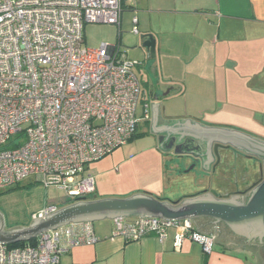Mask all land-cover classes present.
Segmentation results:
<instances>
[{"label":"built area","instance_id":"built-area-1","mask_svg":"<svg viewBox=\"0 0 264 264\" xmlns=\"http://www.w3.org/2000/svg\"><path fill=\"white\" fill-rule=\"evenodd\" d=\"M122 0H0V189L28 177L66 193V203L95 190L88 165L131 140L147 105L136 68L119 45L90 47L86 24L119 26ZM133 16L131 32L138 33ZM59 208L47 203L31 219ZM112 235L137 241L169 228L210 253L218 228L204 233L189 219H112ZM92 222L69 223L33 242L0 243V264H60L72 247L94 243Z\"/></svg>","mask_w":264,"mask_h":264},{"label":"crops","instance_id":"crops-1","mask_svg":"<svg viewBox=\"0 0 264 264\" xmlns=\"http://www.w3.org/2000/svg\"><path fill=\"white\" fill-rule=\"evenodd\" d=\"M133 16L137 18V34L131 32ZM101 26L106 27L108 33L90 47L117 44L129 58L141 62L136 68L143 91L138 116L146 104L148 118L139 121L131 140L142 132L159 144L158 132L151 130L152 104H158L157 127L177 124L179 120L180 124L198 123L228 129L245 124L247 127L250 122L254 127L264 128V0H122L119 26ZM140 34H152L156 38L154 57L135 46ZM181 97L185 98L186 114ZM167 99H175V103H168ZM235 115L245 116L237 118ZM161 151L174 158L171 160L176 164L174 172H186L184 157L179 158L173 150ZM250 158L259 163L261 175L260 161ZM92 163L88 165L89 170ZM218 164L213 170L193 168L202 175L204 189L199 192L145 186L130 193H147L174 202L209 192L204 183L213 179ZM169 179L163 178V182ZM249 185L250 181L242 180L241 184L236 182L241 189L237 192L220 183L211 189L225 196L242 193ZM96 192L95 186L93 196ZM65 200L64 197L54 198L49 203ZM92 226L96 242L72 247L61 255L60 264H264V240L248 241L251 246L247 247L238 246L229 228L228 233L218 228L213 250L205 253L198 243L188 238L176 241L173 228L167 230L162 241L147 235L128 242L112 235L111 219L95 221ZM195 226L204 233L215 229L209 220L197 221Z\"/></svg>","mask_w":264,"mask_h":264},{"label":"water","instance_id":"water-1","mask_svg":"<svg viewBox=\"0 0 264 264\" xmlns=\"http://www.w3.org/2000/svg\"><path fill=\"white\" fill-rule=\"evenodd\" d=\"M135 46L145 49L154 57L156 38L152 34H140ZM157 105L152 104L151 130L158 132V146L163 150H170L167 147L169 142H173L174 145L188 143L190 148L187 146L177 154L179 158L184 157L192 162L186 172L196 166L203 171L213 170L220 161L218 148L231 147L260 161L261 175L258 181L242 193L219 196L209 191L174 202L160 200L147 193H137L125 198L82 197L44 217L32 219L24 226L7 227L0 213V243L29 241L44 231L69 223H93L103 219L112 220L118 216L189 219L194 224L200 220H209L215 228L223 224L247 241L262 242L264 240V141L234 129L202 126L198 123L180 124L179 120L177 124H163L157 127Z\"/></svg>","mask_w":264,"mask_h":264},{"label":"rangeland","instance_id":"rangeland-1","mask_svg":"<svg viewBox=\"0 0 264 264\" xmlns=\"http://www.w3.org/2000/svg\"><path fill=\"white\" fill-rule=\"evenodd\" d=\"M106 33H108V29L101 24L86 25L84 28L85 42L88 46L95 42L99 43L103 39L101 38L102 35ZM179 100L182 103L183 112L186 114L184 109L185 98L181 97ZM167 101L168 103H175V99H167ZM140 112L141 102L137 107V115ZM239 116L244 117L245 115H235L237 118ZM244 127H232L231 129L264 141V128L254 127L250 122L246 128ZM218 154L220 157L218 165L220 166L213 179L206 180L205 188L215 192L211 186L216 187V184L220 183V186L224 185L229 188L228 190L237 192L242 187V185L236 186L237 181L240 184L242 180L250 181V185H252L260 178L259 163L253 161L249 156L235 152L230 147L220 148ZM172 159H174L172 156L165 155L161 151L157 141L141 132L135 139L127 142L125 146L115 149L90 165L97 188L95 194L99 199L125 198L137 194V192L130 193V191L145 186L165 187L172 190L179 187L191 190V192H199L204 189L201 187L203 185L201 174H198L195 169L181 174L174 172L176 164L171 161ZM182 161H186L184 163L185 168L192 165V162L187 161V159ZM224 165H228V168L225 169ZM163 178H170V181L163 182ZM60 197L66 198L64 190L54 186L45 187L41 183L34 182L33 177H29L17 186L0 189V213L7 227L24 226L31 222V215L49 203V200ZM57 204L60 208L68 203L57 202Z\"/></svg>","mask_w":264,"mask_h":264},{"label":"trees","instance_id":"trees-1","mask_svg":"<svg viewBox=\"0 0 264 264\" xmlns=\"http://www.w3.org/2000/svg\"><path fill=\"white\" fill-rule=\"evenodd\" d=\"M135 135H136V134H135ZM187 146H188V148H190L189 145H188V143H186L185 145H184V144L174 145L173 142H169L168 145H167L168 149L173 150V152H175V154H179V153L181 152V150L187 148ZM35 182H36V181H35ZM36 183H37V182H36ZM89 198H92V196L89 197ZM223 226H224V225H223ZM227 229H228V228H227ZM34 240H35V238H33V239L29 240V241H30V242H33ZM24 242H25V241H24ZM24 242L13 243V244H11V245L16 246V245L23 244Z\"/></svg>","mask_w":264,"mask_h":264},{"label":"flooded vegetation","instance_id":"flooded-vegetation-1","mask_svg":"<svg viewBox=\"0 0 264 264\" xmlns=\"http://www.w3.org/2000/svg\"><path fill=\"white\" fill-rule=\"evenodd\" d=\"M220 227H222L221 229L226 233H228V231H230L229 229H227V227L225 225L223 226V224H220L219 228ZM230 233L233 235V239L235 240V242L237 243L238 246H245V247L251 246L250 243L246 240V238L240 237V236L234 234L232 231H230Z\"/></svg>","mask_w":264,"mask_h":264}]
</instances>
